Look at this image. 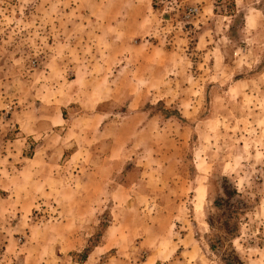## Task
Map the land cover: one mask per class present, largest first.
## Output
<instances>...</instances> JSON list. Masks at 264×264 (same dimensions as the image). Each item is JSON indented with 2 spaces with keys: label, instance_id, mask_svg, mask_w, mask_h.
<instances>
[{
  "label": "rangeland",
  "instance_id": "rangeland-1",
  "mask_svg": "<svg viewBox=\"0 0 264 264\" xmlns=\"http://www.w3.org/2000/svg\"><path fill=\"white\" fill-rule=\"evenodd\" d=\"M232 1L0 0V264H264V0Z\"/></svg>",
  "mask_w": 264,
  "mask_h": 264
},
{
  "label": "trees",
  "instance_id": "trees-1",
  "mask_svg": "<svg viewBox=\"0 0 264 264\" xmlns=\"http://www.w3.org/2000/svg\"><path fill=\"white\" fill-rule=\"evenodd\" d=\"M225 1H228L227 3H229V6L233 9V1L224 0V2ZM221 190V196H217L214 202V207L219 212V215L216 220L210 219L207 220L206 223L208 228L219 231L223 235L222 238H217L212 242L215 244L214 247L216 248L223 247L224 239L231 241L236 238L239 221L242 219V209L246 208L245 201L243 200L244 197L238 194L235 189L229 188L225 180H223ZM246 201L248 202L249 199H246ZM233 259H228L225 264H233ZM234 261L236 262V259H234Z\"/></svg>",
  "mask_w": 264,
  "mask_h": 264
}]
</instances>
